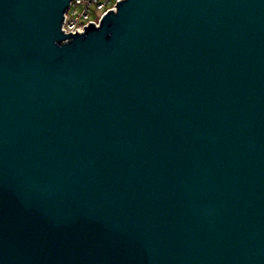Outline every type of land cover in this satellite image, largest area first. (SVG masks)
Wrapping results in <instances>:
<instances>
[{
  "label": "water",
  "instance_id": "95a60500",
  "mask_svg": "<svg viewBox=\"0 0 264 264\" xmlns=\"http://www.w3.org/2000/svg\"><path fill=\"white\" fill-rule=\"evenodd\" d=\"M0 0V264H264V0Z\"/></svg>",
  "mask_w": 264,
  "mask_h": 264
},
{
  "label": "built area",
  "instance_id": "2783aa9c",
  "mask_svg": "<svg viewBox=\"0 0 264 264\" xmlns=\"http://www.w3.org/2000/svg\"><path fill=\"white\" fill-rule=\"evenodd\" d=\"M120 0H70L65 11L62 29L64 32H83L90 22L101 24L109 10H116ZM97 15V17H95Z\"/></svg>",
  "mask_w": 264,
  "mask_h": 264
},
{
  "label": "rangeland",
  "instance_id": "374dc122",
  "mask_svg": "<svg viewBox=\"0 0 264 264\" xmlns=\"http://www.w3.org/2000/svg\"><path fill=\"white\" fill-rule=\"evenodd\" d=\"M95 17H97V15H95Z\"/></svg>",
  "mask_w": 264,
  "mask_h": 264
}]
</instances>
